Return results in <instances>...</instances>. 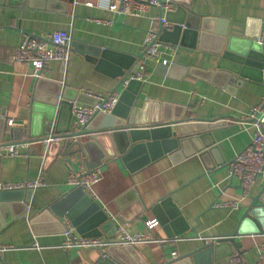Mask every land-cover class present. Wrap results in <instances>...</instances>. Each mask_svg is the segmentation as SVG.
<instances>
[{"label":"crops","instance_id":"0c3cea01","mask_svg":"<svg viewBox=\"0 0 264 264\" xmlns=\"http://www.w3.org/2000/svg\"><path fill=\"white\" fill-rule=\"evenodd\" d=\"M61 1L66 4V11L0 3V117L5 119L0 120V144L22 143L19 156L0 158V191H5L0 195V245H8L0 254V264L91 263L99 254L97 248L78 244L63 246L67 237L61 227L64 217L72 223L76 220L77 233L106 239L120 238L119 226L136 233L146 228L147 220H152L156 239L126 246L139 262L148 264H164L167 259L179 257L215 235L230 234L250 196L263 186L264 177L257 176L250 196L242 199L238 207H212V202L241 198L240 183L228 176L227 168L254 132V126L244 117L252 106L261 102L264 82L244 78L240 86L233 84V92L232 86L226 90L220 78H213V75L207 78L197 70L215 68L217 58L214 55L174 43V70L166 75L160 63L150 61L145 78L136 88L135 104L140 107L146 99L170 101L173 105H185L188 115L222 120L210 130L219 146L216 154L223 157L225 165L207 172L198 153L176 162L168 153H163L130 171L116 157L98 165L100 177L93 184L95 195L84 190L92 201L84 200L81 192L74 191L67 183L68 164L75 169L86 167L81 152L66 153L64 143L70 138L60 135L63 131L77 129L73 106L68 103L76 98L74 104H77L80 92L105 94L116 88L120 95L125 83L119 84V72L136 64L135 57L143 50L146 30L153 24V17L162 11L159 7H151L142 16L116 15L107 8L110 0ZM184 1L187 0H177L175 10L183 6ZM190 6L194 13L210 16L208 28L213 33L228 28L229 34L256 38L264 28V0H192ZM58 28L70 32L69 59L66 63L51 61L46 64L38 80L32 75L31 64L16 62L12 55L25 34L36 33L43 37ZM192 66L197 69L190 73ZM57 82L66 88L67 103L58 104L52 124L44 123L42 131L45 134L49 136L55 129L59 136L49 137L46 144L50 140L54 143L48 147L42 145V141L32 140L30 108L35 100L41 105L48 104ZM10 118L18 124L9 126L7 120ZM35 129H39L38 126ZM209 156L213 161V152ZM37 177L43 178L45 185L20 189L1 186L4 182ZM27 188L33 190L28 201L24 191ZM167 196L171 200L161 204ZM48 204H56L54 208L62 213L65 211L62 220L50 223L45 216L40 222H33L38 211ZM156 204L160 205L153 209ZM104 215L115 222L113 233L100 228ZM236 240L241 242L238 252L245 261L254 263L259 257L264 234L237 235Z\"/></svg>","mask_w":264,"mask_h":264},{"label":"water","instance_id":"95a60500","mask_svg":"<svg viewBox=\"0 0 264 264\" xmlns=\"http://www.w3.org/2000/svg\"><path fill=\"white\" fill-rule=\"evenodd\" d=\"M191 1H184L177 10L167 13V18L174 21L171 30L160 29V39L176 43L187 48H197L211 53L217 58L215 68L208 70L197 69L192 66L189 72L197 69L207 75V78L221 79V85L226 90L240 86L244 78L264 82V47L256 38L250 35L243 37L228 33V28L216 30L214 33L208 28L210 16H202L191 10ZM2 4L17 7L38 8L45 10L66 11V4L61 0H0ZM180 14V17L177 16ZM38 36L36 33H27ZM105 51L102 52L104 56ZM139 57V56H138ZM132 68H126L119 72V84L124 82L128 73L134 74L138 70V60ZM166 75H170L176 66V61L167 66L160 63ZM186 69V68H185ZM200 70V71H199ZM40 80V76H36ZM143 80L130 79L122 89L120 97L111 111H97L87 124L71 132L63 131L61 137L70 138L65 141L66 153L81 152L84 166L94 167L107 162L112 158H120L130 171H134L149 161L157 158L160 154L168 153L173 162L183 159L194 153H198L205 165L207 172L216 167L225 165L223 157L216 154L219 146L210 130L212 126L222 122L216 118L188 115L186 106L183 104L173 105L170 101H151L146 99L143 105L135 104L137 87ZM235 84V86L233 85ZM57 88L52 90L48 104L41 105L36 100L30 108V133L32 140L42 141V145L51 146L54 140L47 143L46 138L54 139L55 129L49 136L42 130L44 123L55 119V111L58 104L67 103L66 88L57 82ZM113 90H116L114 88ZM76 98L69 101V106L74 105ZM77 104L95 103L97 98L80 92L77 96ZM5 121L0 117V120ZM4 124V123H3ZM38 126L39 129H35ZM4 125L1 127L2 132ZM36 130V131H35ZM65 132V133H64ZM84 137V138H82ZM0 137V142H1ZM205 141H203V140ZM30 140V139H28ZM59 139V143H61ZM215 155L210 160V153ZM1 158V156H0ZM264 177V174H262ZM74 191H80L84 200L91 199L85 194L81 186H73ZM29 200L32 189L24 190ZM5 191H0V195ZM250 196V195H249ZM1 197V196H0ZM250 201L245 206L241 216L230 234L213 236L210 241L203 242L188 252L167 259L164 264H225L231 254L240 251L241 242L236 240L237 235L248 233L264 234V184L257 193L250 196ZM170 197L163 199L162 203L170 201ZM92 201V200H91ZM156 204L154 207L159 206ZM56 206V204H55ZM52 204H48L38 211L33 222L38 223L47 216L46 220L56 223L62 220V213ZM54 212V214H51ZM66 214H68L66 212ZM69 215V214H68ZM100 228L113 233L116 224L113 219L106 215L100 219ZM61 222V221H60ZM73 223L77 222L73 219ZM63 230V225L61 223ZM215 237V239H214ZM126 246L109 244L99 248L98 255L89 264H148L139 262L136 256Z\"/></svg>","mask_w":264,"mask_h":264},{"label":"built area","instance_id":"2783aa9c","mask_svg":"<svg viewBox=\"0 0 264 264\" xmlns=\"http://www.w3.org/2000/svg\"><path fill=\"white\" fill-rule=\"evenodd\" d=\"M177 0H110L107 4L114 14H124L132 16H142L148 12L151 7H159L161 13L153 17V24L146 30L144 37V46L141 54L137 58L138 70L136 73L125 77L124 83L129 82L130 79L143 80L144 74L148 69L150 61L165 64L167 66L174 63L172 55L175 51L176 44L166 43L160 39V29L171 30L174 26L167 18V13L172 12L177 8ZM257 41L264 47V28L261 29L259 35L256 37ZM71 36L70 32L65 29H53L51 32L43 37L31 36L25 34L18 43L12 59L23 63H29L33 67V76H40L43 68L51 61L67 62L71 53ZM167 53H169L167 55ZM88 94L97 98L95 103L88 104H74L72 113L74 114V126L79 129L88 123V121L96 114L97 111L109 112L118 101L120 95L117 90H110L105 94ZM250 112L245 115L244 120L249 121L254 126V132L251 138L246 143V146L237 152L233 159L228 164V176L234 177L238 180L241 186V198L230 200H215L212 202V207H238L242 199L247 198L256 178L264 174V96L261 102L252 106ZM9 126L18 124L13 118L7 120ZM51 129V124L47 126ZM59 138V136H56ZM46 141L49 138L45 139ZM22 143L8 142L0 144V156H19L21 150L19 146ZM70 167L67 183L71 186H81L83 190L91 195H95L93 184L100 177L99 166L85 167L75 169ZM45 185V181L41 177L32 180H25L20 182H4L2 188L20 189V188H36L37 186ZM63 233L66 239L63 246L68 247L74 244L83 246H93L97 249L107 247L109 244H133L136 242H144L148 240H155L156 236L152 232L154 223L152 220L146 221V228L143 231L136 233H129L123 226H119L120 238L106 239L97 235H83L77 233L76 225L66 217L63 218ZM215 239V237H214ZM37 248L39 246L35 245ZM7 244L0 245V254ZM259 257L254 263L249 264H264V240L259 245ZM176 256V251L173 252ZM1 258V256H0ZM226 264H248L243 255L236 251L229 257Z\"/></svg>","mask_w":264,"mask_h":264}]
</instances>
